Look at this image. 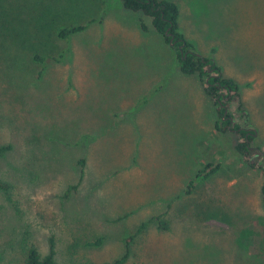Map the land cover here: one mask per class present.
<instances>
[{"label": "rangeland", "instance_id": "rangeland-1", "mask_svg": "<svg viewBox=\"0 0 264 264\" xmlns=\"http://www.w3.org/2000/svg\"><path fill=\"white\" fill-rule=\"evenodd\" d=\"M174 2L177 32L238 85L233 122L263 149L264 0ZM12 3L0 62V145H11L0 158V264H26L29 244L45 255L50 236L55 264L112 262L131 236L125 264H264V172L234 151L236 132L216 131L215 105L151 19L118 0ZM76 25L51 43L53 27ZM51 45L39 77L26 51ZM212 162L219 170L195 179Z\"/></svg>", "mask_w": 264, "mask_h": 264}, {"label": "trees", "instance_id": "trees-1", "mask_svg": "<svg viewBox=\"0 0 264 264\" xmlns=\"http://www.w3.org/2000/svg\"><path fill=\"white\" fill-rule=\"evenodd\" d=\"M13 0H0V62L6 61L5 56H9L7 52V39H9V23L12 20L11 11L13 9ZM125 10L134 13H140L142 17H149L151 19V27L163 37L164 42L168 45L170 42L173 44L171 47L174 49L179 70L184 75H197L204 93L211 99L216 107L217 114L219 115L218 121L215 123V129L219 133H227L237 130L240 140L234 147V151L240 157L242 162L253 170H261L264 172V148H254L252 146L255 131L241 128L239 125L230 122L233 115L242 109L240 100L239 87L230 78L223 77L220 73L219 67L215 62L200 55L194 45L186 38L177 32V16L178 8L174 0H118ZM20 16V24L23 25L24 20L22 12L18 11ZM16 14V15H18ZM144 20V19H143ZM145 22V21H144ZM147 24L141 23V27L146 30ZM84 26H63L53 27L50 30L49 38L53 43L54 38L61 40L67 39L70 35L80 32ZM54 46L51 45L49 51L45 52L38 46H32L26 51L32 64L39 65L40 69L37 74L40 77L43 69L45 68L46 53L52 51ZM215 48L211 52H215ZM49 55V54H48ZM50 57V56H48ZM62 56H55L53 60L60 62ZM232 105L235 110H232ZM225 111L227 113L225 114ZM11 150V145H0V158L4 157ZM219 165L216 163H206L203 169L197 172L195 179H205L209 175L219 170ZM193 182V181H192ZM76 186H71L75 189ZM8 189L7 184L0 181V191L6 192ZM261 197L264 206V183L261 186ZM159 229L166 231L168 225L159 219ZM149 221L142 222L135 234L143 233L146 230ZM133 236L125 239V252L118 259L109 263L102 264H125L129 254V242ZM101 238H98L94 243H89V246L97 247L101 244ZM55 239L50 236L47 240V253L41 255L35 245L29 244L26 250V264H55ZM1 260V258H0Z\"/></svg>", "mask_w": 264, "mask_h": 264}, {"label": "flooded vegetation", "instance_id": "flooded-vegetation-1", "mask_svg": "<svg viewBox=\"0 0 264 264\" xmlns=\"http://www.w3.org/2000/svg\"><path fill=\"white\" fill-rule=\"evenodd\" d=\"M230 122L234 123L232 118H230ZM234 132L237 133L238 131L237 130H234Z\"/></svg>", "mask_w": 264, "mask_h": 264}, {"label": "water", "instance_id": "water-1", "mask_svg": "<svg viewBox=\"0 0 264 264\" xmlns=\"http://www.w3.org/2000/svg\"><path fill=\"white\" fill-rule=\"evenodd\" d=\"M169 45L172 46L173 44L170 42ZM226 113H227V111H225V114H226Z\"/></svg>", "mask_w": 264, "mask_h": 264}]
</instances>
